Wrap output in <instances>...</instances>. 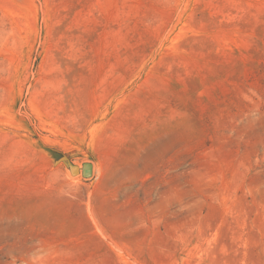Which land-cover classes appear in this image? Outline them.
Instances as JSON below:
<instances>
[{
  "label": "rangeland",
  "instance_id": "rangeland-1",
  "mask_svg": "<svg viewBox=\"0 0 264 264\" xmlns=\"http://www.w3.org/2000/svg\"><path fill=\"white\" fill-rule=\"evenodd\" d=\"M0 264H264V0H0Z\"/></svg>",
  "mask_w": 264,
  "mask_h": 264
},
{
  "label": "water",
  "instance_id": "water-1",
  "mask_svg": "<svg viewBox=\"0 0 264 264\" xmlns=\"http://www.w3.org/2000/svg\"><path fill=\"white\" fill-rule=\"evenodd\" d=\"M71 171L74 175H77L80 173V168L76 165L71 167ZM83 175L85 177H91L93 175V165L90 163H87L83 166Z\"/></svg>",
  "mask_w": 264,
  "mask_h": 264
}]
</instances>
